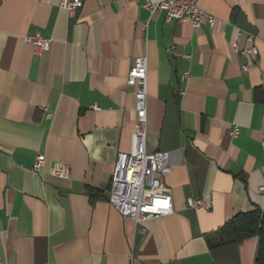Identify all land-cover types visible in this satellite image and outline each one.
I'll return each instance as SVG.
<instances>
[{
    "label": "crops",
    "instance_id": "obj_1",
    "mask_svg": "<svg viewBox=\"0 0 264 264\" xmlns=\"http://www.w3.org/2000/svg\"><path fill=\"white\" fill-rule=\"evenodd\" d=\"M61 1L0 0V264H257L258 238L231 246L222 228L264 213V0H198L216 19L199 28L144 0H81L74 13ZM37 34L50 51L25 42ZM142 56L147 149L173 199L144 233L109 203ZM207 196L210 210L188 207Z\"/></svg>",
    "mask_w": 264,
    "mask_h": 264
},
{
    "label": "built area",
    "instance_id": "obj_2",
    "mask_svg": "<svg viewBox=\"0 0 264 264\" xmlns=\"http://www.w3.org/2000/svg\"><path fill=\"white\" fill-rule=\"evenodd\" d=\"M81 0H62L61 8L68 13H74L82 7ZM150 13L164 12L166 21L189 22L194 28H199L205 23L215 25L214 16L203 10L198 0H144L143 4ZM240 33L237 32L234 49ZM254 39H250L253 43ZM25 42L34 47L35 55H41L51 49L52 41L40 34L27 36ZM258 51L251 46L245 51L247 56H255ZM185 76H189L188 73ZM127 83L136 89V122L131 136V148L128 152L118 155L112 175L109 203L121 216L132 220L141 226L158 217L168 216L173 213V199L163 187L157 177L158 164L156 155L147 149V110H148V59L145 56L136 59L131 68ZM99 110L98 107H93ZM240 134L239 127H234L232 136ZM45 166V157L39 155L36 158L34 169L42 170ZM60 178L69 176V169L60 168L54 172ZM259 192L264 195V185L259 187ZM187 205L195 210H210L212 200L209 196L203 198H189ZM145 229L142 227L141 232Z\"/></svg>",
    "mask_w": 264,
    "mask_h": 264
},
{
    "label": "trees",
    "instance_id": "obj_3",
    "mask_svg": "<svg viewBox=\"0 0 264 264\" xmlns=\"http://www.w3.org/2000/svg\"><path fill=\"white\" fill-rule=\"evenodd\" d=\"M222 233L230 239L225 244L235 247L246 239L258 238L256 262L264 264V213L260 209L236 215L222 228Z\"/></svg>",
    "mask_w": 264,
    "mask_h": 264
}]
</instances>
